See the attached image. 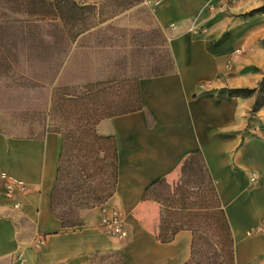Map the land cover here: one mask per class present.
<instances>
[{"label": "crops", "instance_id": "crops-1", "mask_svg": "<svg viewBox=\"0 0 264 264\" xmlns=\"http://www.w3.org/2000/svg\"><path fill=\"white\" fill-rule=\"evenodd\" d=\"M144 1L152 27L164 32L166 71L83 86L90 96L105 95L113 110L94 130L116 140L118 182L106 205L120 210L128 237L104 232L101 205L82 209L83 224L72 228L53 214L62 130L14 136L0 129V188L3 177L26 186L19 208L0 196V262L103 264L113 251L126 264H208L203 255L217 239L220 264H264V104L253 111L256 93L229 94L264 78L258 27L242 37L264 15L249 14L264 1ZM211 210L223 212L230 237L222 238L219 220L216 236L197 235L194 223L210 228Z\"/></svg>", "mask_w": 264, "mask_h": 264}, {"label": "rangeland", "instance_id": "rangeland-1", "mask_svg": "<svg viewBox=\"0 0 264 264\" xmlns=\"http://www.w3.org/2000/svg\"><path fill=\"white\" fill-rule=\"evenodd\" d=\"M75 1L95 5L91 16L93 28L79 38L75 51L56 82L52 77L54 68L59 64L58 59L53 62L47 58L31 57V66L28 67L26 62L22 66L13 64L11 71H4L0 65V129L3 132L14 136H40L50 127L62 130L65 134L76 133L80 125L88 122V125L94 126L95 118H100L107 110H111L105 95L90 96L89 89L83 88L85 82L98 79L119 81L165 70L160 66L161 62L166 64L168 60L164 47L165 36L161 28L152 27V6L144 0ZM262 1L264 0H260ZM24 2L0 0V46L12 42L18 45L36 44L41 40L52 43L55 38L61 39L64 34L59 32L54 22L48 17L27 14ZM261 7L264 4L258 8ZM256 26L260 32V40L264 43V15L261 14L255 26L244 28L242 37L245 38ZM25 58L26 55L20 57V60L23 62ZM10 59L14 62V55ZM44 69L47 75L42 77ZM25 78L36 82V86L17 87L21 81L27 82ZM37 82L40 86H37ZM101 85L107 86L105 83ZM99 86L97 84L96 88H100ZM68 94L80 95L81 98L76 99ZM92 98L96 102L91 103ZM73 100L76 101L75 107L72 105ZM198 174L197 171V175L192 176L190 172L189 180L194 181ZM1 180L0 196L7 200L4 191L7 179L3 177ZM205 212L210 216V228L207 223L197 220L194 223L197 235L216 236L215 224L212 222L219 220L225 229L224 216L219 210ZM216 240H209L212 253L203 255L208 257V264L221 262L220 256L213 249ZM205 243L208 242L205 240ZM105 256L109 258L103 264H124L117 252H106ZM0 264L10 262L4 260Z\"/></svg>", "mask_w": 264, "mask_h": 264}, {"label": "trees", "instance_id": "trees-1", "mask_svg": "<svg viewBox=\"0 0 264 264\" xmlns=\"http://www.w3.org/2000/svg\"><path fill=\"white\" fill-rule=\"evenodd\" d=\"M24 1L27 14L50 18L59 32L64 35H61V39L55 38L52 43L41 40L36 44L18 45L16 42L1 44L0 65L4 71L9 69L11 71L13 64L22 66L26 62L28 67L31 66V57L47 58L53 62L58 59L59 64L54 68L52 77L55 80L65 61L77 47L79 38L92 30L91 16L95 5L79 3L75 0ZM263 11L264 7H261L254 9L249 14ZM12 55H14V62L10 59ZM24 55L26 58L22 62L20 57ZM160 66L166 71V64L161 62ZM42 74V77H45L47 71L44 69ZM26 80L27 82L23 80L18 83L17 87L36 86V82H30L28 78ZM37 86H40L39 82H37ZM253 93H256V99L252 110L256 111L264 104V78L255 88H239L229 91L230 95L240 96H249ZM68 95L76 99L81 98L76 94ZM72 105L76 106L75 100ZM99 119L95 118L94 123L96 124ZM87 123L80 125L76 133L62 134V150L56 184L51 195V210L62 221L65 228L81 226L83 221L80 211L84 208L106 204L114 195L117 187L118 150L116 140L111 136L98 135L94 126ZM221 214L224 215L223 212ZM218 229L223 236L230 237V226L227 222L225 229L223 224ZM100 260L103 261L102 258ZM124 264L126 263L124 262Z\"/></svg>", "mask_w": 264, "mask_h": 264}, {"label": "built area", "instance_id": "built-area-1", "mask_svg": "<svg viewBox=\"0 0 264 264\" xmlns=\"http://www.w3.org/2000/svg\"><path fill=\"white\" fill-rule=\"evenodd\" d=\"M258 178L259 175L257 173L253 172L251 174L252 181L255 182ZM6 179L5 196L10 200L13 199L14 206L19 208L21 203L17 196L26 190V186L22 182ZM100 225L104 232L110 236L126 239L129 235L122 213L115 207L106 204L101 205ZM35 241L39 246L45 244V240L42 237L36 238Z\"/></svg>", "mask_w": 264, "mask_h": 264}]
</instances>
